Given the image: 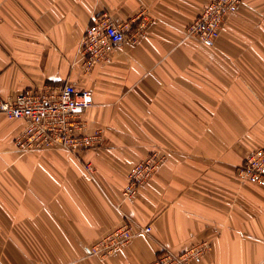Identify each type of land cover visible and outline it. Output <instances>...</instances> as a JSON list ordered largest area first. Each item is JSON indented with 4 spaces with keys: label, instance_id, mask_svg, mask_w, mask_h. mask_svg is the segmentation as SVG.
Wrapping results in <instances>:
<instances>
[{
    "label": "crops",
    "instance_id": "obj_1",
    "mask_svg": "<svg viewBox=\"0 0 264 264\" xmlns=\"http://www.w3.org/2000/svg\"><path fill=\"white\" fill-rule=\"evenodd\" d=\"M207 1L0 0V99L68 82L91 92L83 133L100 136L78 155L19 152L23 123L0 114V264H147L202 241L188 264H264V187L234 177L264 144V0H243L210 47L183 34ZM101 12L138 39L87 73L79 44ZM156 150L159 170L124 199ZM123 221L151 231L89 252Z\"/></svg>",
    "mask_w": 264,
    "mask_h": 264
},
{
    "label": "built area",
    "instance_id": "obj_2",
    "mask_svg": "<svg viewBox=\"0 0 264 264\" xmlns=\"http://www.w3.org/2000/svg\"><path fill=\"white\" fill-rule=\"evenodd\" d=\"M243 0H208L200 14L183 30L185 38H192L210 47L219 37L226 20L233 15ZM131 23H117L104 12L94 16L83 33L79 51L84 72H91L99 63L110 62L113 49L124 42L134 44L138 35L131 31ZM91 92L76 88L68 82L45 85L40 90L28 89L12 98L0 99V114L9 120H20L21 130L13 138V147L19 152H33L60 147L78 155L82 149L94 147L100 141L97 134H84L82 114L92 105ZM165 156L151 152L135 163L127 175L122 190L124 199L133 197L138 188L148 182L159 170ZM84 169L93 173L90 164ZM240 183L264 187V144L251 152L234 171ZM150 226L139 227L128 221L111 229L94 243L89 252L100 256L125 249L137 234H148ZM210 249V243L202 241L180 254L159 252L155 260L147 264H188L199 262Z\"/></svg>",
    "mask_w": 264,
    "mask_h": 264
},
{
    "label": "rangeland",
    "instance_id": "obj_3",
    "mask_svg": "<svg viewBox=\"0 0 264 264\" xmlns=\"http://www.w3.org/2000/svg\"><path fill=\"white\" fill-rule=\"evenodd\" d=\"M156 151H158V152L162 153L160 150H156ZM162 154H163V153H162ZM145 158H146V157H145ZM145 158H144V159H145ZM142 160H143V159H142Z\"/></svg>",
    "mask_w": 264,
    "mask_h": 264
}]
</instances>
